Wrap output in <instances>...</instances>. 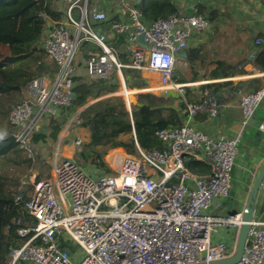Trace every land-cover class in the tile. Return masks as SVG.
Segmentation results:
<instances>
[{
	"label": "built area",
	"instance_id": "obj_1",
	"mask_svg": "<svg viewBox=\"0 0 264 264\" xmlns=\"http://www.w3.org/2000/svg\"><path fill=\"white\" fill-rule=\"evenodd\" d=\"M103 1L53 0L52 8L60 17L42 14L47 20L42 47L57 72L54 78L38 74L22 88L21 100L8 115L15 141L31 155L38 147L33 134L73 102L77 77L117 78L120 86L115 94L124 99L129 113V90L177 95L185 105L182 123L156 132L164 149H146L135 140L136 155L123 154L116 165L104 161L108 169L91 162L92 172L72 156L59 158L60 137L52 176L40 182L32 178L34 188L25 201L24 218L16 219L23 242L10 247L3 264H188L227 257L236 247L242 210L224 213L221 205L231 189L243 128L264 99V88L241 96V128L235 134L223 139L208 136L195 122L201 114L219 113L214 80L203 83L208 85L194 101L186 96L190 83L175 76L180 52L214 23L197 12L196 4L148 21L142 0H136L118 21L105 26L102 22L110 16L100 7ZM86 42L100 51L88 50L83 56ZM254 44L263 47L264 35H258ZM125 68L138 70L146 87H129ZM258 74L256 70L229 79ZM151 76L156 77L154 82ZM78 116L73 115L67 126ZM259 128L264 130V124ZM85 140L76 136L75 148ZM190 162L209 170H193ZM26 191L16 195L17 203ZM226 228L234 231L233 238L217 237ZM237 264H264V219H253Z\"/></svg>",
	"mask_w": 264,
	"mask_h": 264
},
{
	"label": "trees",
	"instance_id": "obj_2",
	"mask_svg": "<svg viewBox=\"0 0 264 264\" xmlns=\"http://www.w3.org/2000/svg\"><path fill=\"white\" fill-rule=\"evenodd\" d=\"M260 1L264 6V0ZM52 3L53 0H0V120L4 121L7 118L8 121L10 110L22 98V88L34 76L49 73L51 78H54L56 75V63L47 56L42 47V34L47 23L42 14L47 13L53 19L60 17V13L52 8ZM142 4L148 21L165 17L178 10L172 0H142ZM197 12L207 15L212 22H216L221 13L218 8L208 9L203 4L197 6ZM119 19L118 15L113 14L102 24L108 26ZM261 48L255 53L253 63L260 71H264V46ZM94 49L100 51V48L93 47L88 42L84 43L83 55L87 57V50ZM197 53L196 48L187 49V61L192 70L191 80L198 78ZM121 58L127 57L121 54ZM123 72L129 87H146V81L138 70L125 68ZM242 73H246V70L241 68L240 64L218 60L217 66L211 71V76L225 78ZM224 83L211 84L213 91L216 92ZM206 85L208 84L201 85L202 90ZM119 86L117 78L86 80L77 77L74 87L76 98L70 106L62 110L59 116L51 117L45 127L34 133L33 141L38 143L46 140L47 137L58 138L67 122L65 114L68 109L76 112L89 101L116 92ZM184 108L183 102L175 105L172 97L150 92L137 94L131 113L126 109L124 99L119 96L113 95L90 103L79 114L81 126L90 130V138L83 142L82 150L78 153V161L81 164L91 161L97 163L100 168L108 169L103 156L114 147H124L132 152L136 149L135 140L146 149H164L165 145L158 139L156 132L168 126L180 125L181 109ZM3 127L5 124L2 123L0 160L17 164L31 163V156L24 157V152L28 153V151L15 141L10 132L5 133L6 128ZM46 129L49 131L46 132ZM190 166L193 170L203 172L209 170V167L194 162H190ZM40 181L41 176H36L35 182ZM28 187L34 188L32 184ZM23 189L18 181L12 183L0 175V264L4 263L11 246H18L23 242V238L17 232L20 224L16 223V219L24 218L25 201L29 198L27 191L23 201L19 203L15 201L16 195Z\"/></svg>",
	"mask_w": 264,
	"mask_h": 264
},
{
	"label": "crops",
	"instance_id": "obj_3",
	"mask_svg": "<svg viewBox=\"0 0 264 264\" xmlns=\"http://www.w3.org/2000/svg\"><path fill=\"white\" fill-rule=\"evenodd\" d=\"M116 1L117 0H104L100 3V7L103 10L106 9V7H110L111 5L113 7L114 5H116L114 4ZM236 1L239 4L237 5L241 8L234 14H236L237 16L238 23L242 26V28H244L243 32H253L256 37L258 35H264V6L261 1ZM240 1H243L244 3H241ZM172 2L177 6V9H180L181 4L179 0H172ZM125 10H121L120 6H116L113 10L114 12H112V15H118L120 18L124 14ZM109 37H112V35L109 34ZM210 39V36L207 35L206 32L196 34L191 39L188 49L191 47L196 49H199V47H204L210 42ZM254 46L255 48H249L250 56L248 63L244 65L240 64V67L246 70V73L242 74H253L256 72V70L259 71L260 74L254 75L251 78L240 80L229 79V77L215 78L211 76V71L217 66L218 60L213 61L211 62V64H209L207 74L206 72L200 71V69L196 67L198 78L196 80H191L192 70L190 63L187 61V56H181V63L185 64V68L181 69V71L185 78H183V76H180L176 78V80L181 82H185L186 80V82L190 83V87L187 88V94L189 95L190 100L196 101L202 97L201 85L206 81L214 80V83L225 82L221 86V88H219L215 92L218 101L220 102V109L217 116L208 117L204 114H201L197 116L195 122V126L199 130L203 131L208 136L214 139H223L232 136L241 128V111L239 106L241 96L253 92L259 88H264V71H260L253 63L255 53L262 48L260 46L256 47L255 44ZM238 75L240 74L234 76ZM241 81L246 82L242 85L241 91L235 94L230 93L232 86H237ZM111 94H115V92L108 94V97L113 96ZM136 96L137 94H135V98L132 99V105L136 102ZM93 101L94 100H91L87 104L93 103ZM84 106H82L81 108H83ZM80 109H77L78 111L74 115H78L84 110L83 109L80 112ZM260 124H264V99L255 109L250 123L245 125L243 128L242 139L238 146L239 151L235 158V163L232 171L231 189L229 195L222 201L221 205L222 211L224 213H232L237 209L243 210L248 196L253 188L257 175L262 165L264 164V130H261L259 128ZM89 138L90 132L88 133V137L86 140H89ZM110 156L111 155L109 153L107 155V158H110ZM255 217L264 219V178L258 192L257 210L255 213ZM233 232H230V228H226L221 230V233L217 237H227L229 239H232L234 236Z\"/></svg>",
	"mask_w": 264,
	"mask_h": 264
},
{
	"label": "rangeland",
	"instance_id": "obj_4",
	"mask_svg": "<svg viewBox=\"0 0 264 264\" xmlns=\"http://www.w3.org/2000/svg\"><path fill=\"white\" fill-rule=\"evenodd\" d=\"M136 0H117L113 7H106L104 9L109 16L112 15L113 10L116 6H120L121 10L127 9L131 6ZM180 1V9L186 10L189 8L190 5L196 4H203L208 9L211 8H218L220 10L219 18L214 23L213 28L206 32L207 35L210 36V42L206 44L204 47H199L197 58H196V67L200 69L202 72L208 73L209 64L213 61L217 60H225L229 61V63L233 64H246L249 61V48H255L254 46V39L255 34L253 32H243L244 28L238 23L236 13L241 7L238 6L236 0H179ZM232 2V3H231ZM244 3L243 1H240ZM238 4V5H237ZM237 9V10H236ZM250 46V47H249ZM257 47V46H256ZM246 52V53H245ZM82 53V50H81ZM83 55V53H82ZM84 56V55H83ZM199 57V58H198ZM203 60V62H201ZM202 63V64H201ZM185 68V64L181 62L177 63V71L175 79L183 76L181 69ZM82 69V68H81ZM82 72V70H81ZM183 78H185L183 76ZM151 81L154 82L156 77L151 76ZM188 91V90H187ZM130 95V96H129ZM130 102H132L133 98H135V94L131 91L128 94ZM187 98L189 99V95L186 94ZM21 97V95H20ZM175 105H178L179 96H173ZM20 99V98H19ZM15 103V102H14ZM11 104V106L14 105ZM82 107V106H81ZM79 107L78 110L81 108ZM77 110V111H78ZM76 111V112H77ZM71 110L66 111L67 122L64 125L62 131L59 133L58 138L53 139L51 137H47L46 140H41L36 145V149L31 153L24 152V157L29 158L32 157L31 163L22 162V163H14L8 162L7 160H0V175L6 177L10 182L15 183L19 182L22 184L24 189L27 190V195L29 196L33 190V188H29V184H31L32 178L36 180V176H41V181L49 179L52 176V162H53V155L55 149L58 145L60 137H62V141L59 147V158L62 159L65 156H72L74 160L78 161V153L82 150V147L75 148L74 140L76 136L81 135L82 137H88V133L90 130L86 127L81 126V118L80 115L72 121V123L67 126L71 117L76 113ZM79 121V122H78ZM48 122V121H47ZM47 122L42 126L45 127ZM5 124L6 128L5 133H11L14 131L13 127L7 121V118L3 121L0 120L1 124ZM67 126V128H66ZM66 128V129H65ZM49 131L46 129V132ZM110 153V158H107V155ZM137 154L136 149L132 152H129L124 147H114L110 149L104 156L103 159L106 161L107 164H117L116 158H119L123 154ZM114 162V163H113ZM80 163V162H79ZM91 161H88L84 164H81L85 167L86 170L92 172L91 170ZM78 249L77 247L74 250Z\"/></svg>",
	"mask_w": 264,
	"mask_h": 264
},
{
	"label": "water",
	"instance_id": "obj_5",
	"mask_svg": "<svg viewBox=\"0 0 264 264\" xmlns=\"http://www.w3.org/2000/svg\"><path fill=\"white\" fill-rule=\"evenodd\" d=\"M112 35V34H110ZM142 40V37H141ZM181 56H187V51L183 50L180 52ZM246 82H239L237 86H232L230 93H238L242 89V85L245 84ZM116 96L115 94H111ZM73 98H76V93H72ZM110 96V95H109ZM105 97H108V95L104 97H100L98 99H95L93 102H96L100 99H103ZM220 103V102H219ZM89 104L85 105L83 108L80 109V112L85 109ZM264 178V164L262 165L257 178L254 182L253 188L248 196V199L245 203V206L242 210V223L239 226L237 236H236V247L233 250V252L224 258L216 259V260H211V261H206V260H200L197 262H192L188 264H237L243 255L244 248L247 242V238L249 235V231L251 228V223L253 219L255 218V213L257 210V197H258V192L259 188L261 186L262 180ZM240 210H236L235 212H232V214L238 213Z\"/></svg>",
	"mask_w": 264,
	"mask_h": 264
},
{
	"label": "bare ground",
	"instance_id": "obj_6",
	"mask_svg": "<svg viewBox=\"0 0 264 264\" xmlns=\"http://www.w3.org/2000/svg\"><path fill=\"white\" fill-rule=\"evenodd\" d=\"M129 92H131V90L128 91V94H129Z\"/></svg>",
	"mask_w": 264,
	"mask_h": 264
}]
</instances>
